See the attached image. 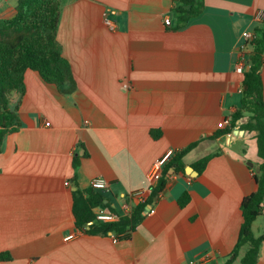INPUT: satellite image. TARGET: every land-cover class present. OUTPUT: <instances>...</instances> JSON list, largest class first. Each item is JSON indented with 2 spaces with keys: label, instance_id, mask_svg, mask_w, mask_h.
Masks as SVG:
<instances>
[{
  "label": "crops",
  "instance_id": "crops-1",
  "mask_svg": "<svg viewBox=\"0 0 264 264\" xmlns=\"http://www.w3.org/2000/svg\"><path fill=\"white\" fill-rule=\"evenodd\" d=\"M178 1L61 0L57 37L78 88L65 96L29 69L25 94L11 96L21 127L0 154V255L11 257L0 264H190L206 255L227 264L261 164L257 133L243 129L249 116L233 115L254 50L243 34L257 36L264 0H204L203 12L180 29ZM18 2L0 0V19L13 17ZM261 76L264 85V62ZM194 143L185 173L167 172L175 153ZM215 153L200 174L195 163ZM167 156L152 189L148 175ZM95 179L108 182L104 207L112 213L123 216L125 200L133 210L148 203L129 238L77 227L74 192ZM141 192L144 200L133 201ZM253 231L264 235V216Z\"/></svg>",
  "mask_w": 264,
  "mask_h": 264
},
{
  "label": "trees",
  "instance_id": "trees-1",
  "mask_svg": "<svg viewBox=\"0 0 264 264\" xmlns=\"http://www.w3.org/2000/svg\"><path fill=\"white\" fill-rule=\"evenodd\" d=\"M204 0H179L174 12L179 17L177 29L187 25L191 19L200 15L204 10ZM61 0H19L16 13L11 18L0 19V154L6 137L21 127L17 110L11 109V96L14 93L24 95L26 91L25 73L31 69L37 71L49 84H54L65 96H71L77 91L70 62L63 56V49L58 41V27L61 19ZM256 38L252 45L254 50L245 72L244 91L239 110L233 115L237 121L249 116L244 130L256 132L258 155L261 159L260 172L255 173L257 190L246 196L241 205L244 222L237 245L227 264H234L244 247H248L241 264H257L264 235L256 237L253 231L254 223L264 216V85L261 68L264 62V21L256 28ZM231 128L219 133L228 135ZM198 146L194 143L175 153L170 160L167 172L185 173L184 157ZM218 153L208 155L195 163L194 167L202 174L209 161ZM80 158L74 160L77 172ZM165 186V180L157 188L160 192ZM189 201L184 194L180 202L185 206ZM105 198L102 192L92 188L77 189L74 192V215L77 227L90 235L107 236L110 233L126 239L141 224L148 203L134 208L129 216L114 223L96 221L95 208L104 206ZM0 258L10 259L4 254Z\"/></svg>",
  "mask_w": 264,
  "mask_h": 264
},
{
  "label": "built area",
  "instance_id": "built-area-1",
  "mask_svg": "<svg viewBox=\"0 0 264 264\" xmlns=\"http://www.w3.org/2000/svg\"><path fill=\"white\" fill-rule=\"evenodd\" d=\"M259 21H261V17H258ZM264 21V20H263ZM166 24L170 25L171 24V20L170 19H166ZM243 37L245 38V40L249 43H253V41L255 40V35L252 34L249 31L244 32ZM247 59L245 57L242 58L241 63L238 64V67L236 69V71L238 73H243L245 66L247 64ZM47 125H50L49 123H47ZM226 127V122H222L219 124V128L220 129H224ZM170 156V154H169ZM165 157L163 159H161L160 161H158L155 166L152 168V170L150 171L148 177H149V181L151 183V188L153 189L154 187L156 188L162 178V172H163V167L166 164L167 158L169 157ZM91 188L96 190V191H100V192H109L110 191V186L108 184L107 181L103 180V179H95L91 182ZM132 200H144L143 197V193H138L134 196H132ZM123 211H124V215L120 216L118 214L112 213L109 210H106L104 206H100L97 208L96 210V221L97 222H103V223H114V222H118L121 220V218L125 217V216H129L132 211H133V205L130 202H127L125 200V202L123 203ZM152 213H154L155 211H151ZM113 236V235H112ZM74 236H69L67 238V240L73 239ZM212 262V256L210 255H206L204 256L201 260L199 261H194L191 262L190 264H211Z\"/></svg>",
  "mask_w": 264,
  "mask_h": 264
},
{
  "label": "water",
  "instance_id": "water-1",
  "mask_svg": "<svg viewBox=\"0 0 264 264\" xmlns=\"http://www.w3.org/2000/svg\"><path fill=\"white\" fill-rule=\"evenodd\" d=\"M248 70H249V68H248ZM247 70V71H248ZM246 88H247V86H246ZM191 171H192V169H190ZM257 172L259 173L260 172V168H257ZM195 174H197L196 172H194Z\"/></svg>",
  "mask_w": 264,
  "mask_h": 264
}]
</instances>
